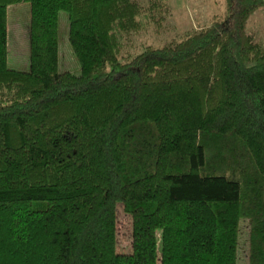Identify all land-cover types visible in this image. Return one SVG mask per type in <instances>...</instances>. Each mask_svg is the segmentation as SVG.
<instances>
[{
  "label": "trees",
  "instance_id": "obj_1",
  "mask_svg": "<svg viewBox=\"0 0 264 264\" xmlns=\"http://www.w3.org/2000/svg\"><path fill=\"white\" fill-rule=\"evenodd\" d=\"M25 1L20 69L8 8ZM262 7L225 0L206 27L122 57L140 0H0V264H237L242 218L248 264H264ZM61 10L79 73L59 69Z\"/></svg>",
  "mask_w": 264,
  "mask_h": 264
},
{
  "label": "rangeland",
  "instance_id": "obj_2",
  "mask_svg": "<svg viewBox=\"0 0 264 264\" xmlns=\"http://www.w3.org/2000/svg\"><path fill=\"white\" fill-rule=\"evenodd\" d=\"M143 4L144 25L137 31L125 34L122 57L138 51L145 45L162 46L181 39L188 33L206 27L216 16L223 15L225 0H161L149 9V0ZM22 3V4H19ZM30 2L13 3L8 9V64L26 69L30 65ZM59 69L79 73L81 65L69 38V15L59 12ZM248 31L255 38H264V7L259 8L248 22ZM117 249L121 253L132 251V219L124 211L123 204L117 206ZM237 264H248L249 228L246 219L240 221Z\"/></svg>",
  "mask_w": 264,
  "mask_h": 264
},
{
  "label": "crops",
  "instance_id": "obj_3",
  "mask_svg": "<svg viewBox=\"0 0 264 264\" xmlns=\"http://www.w3.org/2000/svg\"><path fill=\"white\" fill-rule=\"evenodd\" d=\"M19 4H22V3H19ZM10 6V5H9ZM9 9V8H8Z\"/></svg>",
  "mask_w": 264,
  "mask_h": 264
}]
</instances>
